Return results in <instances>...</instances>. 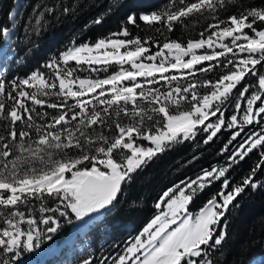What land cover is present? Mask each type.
<instances>
[{"label":"snow or ice","instance_id":"6c2138e0","mask_svg":"<svg viewBox=\"0 0 264 264\" xmlns=\"http://www.w3.org/2000/svg\"><path fill=\"white\" fill-rule=\"evenodd\" d=\"M118 3L119 0H113V4ZM179 5L176 10L129 14L125 26L112 33L111 38L68 47L57 59L42 66L52 70L58 85L40 71L23 79H11V90L7 92L5 82L0 81V97L14 102L7 106L0 101V121L8 122L4 126L6 134L0 133V251L7 254L0 264H19L23 253L40 248L42 237L51 239V234L58 232L61 218L69 224L73 218L85 222L93 214L114 206L122 186L169 145L191 140L197 132L208 133L204 140L207 144L224 126L239 129L231 135V143L245 126L259 125L261 131L240 144L237 151L222 149L229 152L228 167L205 171L179 189L178 195L165 192L156 207L166 204V210L156 215L113 261V264H215L209 253L218 250L226 239L222 221L230 207H236L234 202L246 191L264 188L258 175L264 165V152L240 183L230 186L226 175L237 158L243 160L253 150L264 149V72L257 69V66L264 69V27L258 26L264 25V8L251 7L239 15L218 19L215 14L225 6V0H179ZM45 11L52 14L53 10L45 8ZM205 13L217 20L208 26L210 35L205 38L201 33L200 39L189 40L186 46L173 40L162 47L157 44L159 50L153 53L146 46L149 41L139 36L119 38L131 35L128 25L139 27L141 22L148 26L162 25L172 32L175 24ZM101 22L99 18L94 20L96 24ZM9 36L10 28L0 25V41ZM202 49L205 53L198 54ZM72 64L87 65L93 72H106L113 64L119 68L105 78L91 79L76 76L78 69ZM199 65L203 67L198 68ZM220 67L228 71L215 82H202L204 87L212 88L210 95L199 96L195 91L199 85L195 82L186 86L179 83L196 72L208 73ZM249 74L257 78L256 91L248 83L238 88ZM161 83L167 85V90L154 87ZM234 90L237 94L233 97ZM188 94L191 110L170 112L169 105L179 107ZM53 95L61 97L60 102L41 99ZM26 101L57 111L46 123L37 124V117L46 120L49 114L35 111L34 116V109ZM226 102L234 104L235 111L241 113L240 119L233 114L226 121L221 108ZM121 114L134 122L122 124L112 119L113 115ZM152 114L162 120L155 121L152 126L155 131L151 128L146 131L145 118L152 121ZM210 117H217L216 122H207ZM21 124L25 127L21 128ZM111 124L115 125L112 136L94 128ZM33 129L35 139L29 131ZM88 129L93 131L90 133ZM29 140L32 143H27ZM137 140L149 141L152 146L144 148ZM68 149L75 150V154L69 155ZM213 180H221L224 191L209 199L198 213L191 214L190 203ZM48 199L58 201V206H46ZM34 201L40 202L39 219L33 215ZM41 224L45 228L41 229ZM84 264L91 262L85 260Z\"/></svg>","mask_w":264,"mask_h":264},{"label":"trees","instance_id":"16d2710c","mask_svg":"<svg viewBox=\"0 0 264 264\" xmlns=\"http://www.w3.org/2000/svg\"><path fill=\"white\" fill-rule=\"evenodd\" d=\"M12 2L13 0H0V21L6 27H8L6 14ZM132 2L142 4V6L129 7ZM179 6V0H119L118 4H113V0H25V4L16 18L13 37L15 56L19 58L20 62L13 65L6 74L1 76L0 81L5 82L7 92L11 90V87H7L11 79L25 78L27 72L24 71L23 62L26 61L24 59L26 56L21 55L22 51L32 55L38 49L52 45V48L55 47L54 54L56 55L69 39H73L75 44L80 45L93 44L99 39L111 38L112 33L118 32L121 27L125 26L127 16L133 12L136 14L137 11L148 13L169 9L176 10ZM251 7L264 8V0H225V6L218 9L215 15L218 19H227L228 15H239ZM45 8H51L52 14L46 12ZM65 8H68L69 11L65 12ZM97 18L102 21L100 24L94 23ZM216 22L217 20L208 13L193 15L185 19L183 23L175 24L172 32H168L162 25L148 26L141 22L139 27L128 25L131 35L119 38L132 39L139 36L142 40L149 41L146 46L150 47L154 53L158 50L157 44L162 47L163 43L174 40L186 45L189 40L200 39L201 33L206 38L210 35L208 26ZM258 26L264 27V25ZM157 28H160V31H157ZM222 74L224 73H217V75H213L214 77L209 74L204 81L215 82ZM253 85L255 84L253 83ZM203 94L201 93V95ZM0 101L5 102L7 106L13 104L9 103L6 96L0 97ZM48 102L57 103L53 100H48ZM36 109L39 112L49 114L46 120L37 117V124L46 123L51 119V114L57 111L41 106H37ZM112 119L119 120L122 124L134 122L123 114L120 117L113 115ZM154 120L153 118L152 123ZM7 123V121H0V133L6 134L4 126ZM20 127L24 128L25 125L21 124ZM94 128L96 131H103L109 136L115 134L114 124H111L110 127L94 126ZM144 128L146 131L149 128L155 131L147 119H145ZM29 131L32 138L35 139L34 129ZM88 131L91 133L93 130L88 129ZM31 142L32 140L27 141V143ZM15 143H19V141ZM222 147L221 140L218 142L212 140L202 145L200 140L193 139L178 144L173 143L164 152L153 157L151 161L133 174L131 181L122 186L118 202H115L114 206H111L104 213V224L111 227V236L104 241L100 249L96 246L92 248L94 256L91 255V251L85 250L79 254H73L69 262L73 260L78 264H81L80 262L84 264V261L88 260L91 264H96L99 260L95 258V255L101 249H112V251L117 249L114 257L121 253L127 244H123V242L127 238L136 236L144 228L155 213V203L165 191L180 183L197 179L202 172L215 168L218 164H220L218 167H228ZM67 151L69 155L75 154L73 149ZM261 152H264V149L257 148L243 160L237 159L235 163L231 164L226 173L230 186L242 181L260 160ZM37 166L39 165L37 164ZM261 167L262 170L258 173L259 182L264 183V165ZM221 180H218L213 186V189L216 188L217 190L216 193L209 197L205 195L196 196L189 205V212L202 208L218 192L224 191ZM58 203V201L48 199L45 205L56 207ZM234 203L237 206L230 207L226 219L222 221L226 231V239L218 247V250L209 253V258L214 260L215 264H250L252 261L261 258L260 264H264V188L246 191ZM33 204L35 208L33 215L38 219L40 202L34 201ZM45 215L54 214L46 213ZM61 221L65 226L61 227L57 233L62 232L61 235H65L70 224L62 219ZM127 227L128 229H126ZM55 234H51L52 240H54ZM29 254L28 252L25 253L26 256ZM1 255L2 252H0V259L3 258ZM100 255L101 258L104 257L101 261H104L105 264H111L113 261V259H107L109 254L105 252H101ZM101 261L98 264H101Z\"/></svg>","mask_w":264,"mask_h":264},{"label":"rangeland","instance_id":"374dc122","mask_svg":"<svg viewBox=\"0 0 264 264\" xmlns=\"http://www.w3.org/2000/svg\"><path fill=\"white\" fill-rule=\"evenodd\" d=\"M24 4H25V0H13L12 5L10 6V8L6 14V23H7L8 27L10 26V38H9V41L7 44H6V39L0 41V77L3 76L4 74H6L7 71L13 65H16V63L20 62L19 58H17V56H15V52H14L15 48L13 46V37H14L16 18L18 17V14L20 13V10ZM140 6H142V4H137L136 2H132L129 5V7H132V8H137ZM141 13H143V12H141V11L136 12L137 15L141 14ZM148 13H150V12H148ZM133 14H135V13L133 12ZM3 24L4 23L2 21H0V25H3ZM246 31H250V30L246 29ZM225 42L230 43V41H225ZM74 45H77V44L74 43L73 39L72 40L69 39L68 42L63 44V46L60 48L59 52H57L56 55L54 54V52H55L54 48L55 47L52 48L53 47L52 45H48L47 47L44 46L42 49H38L32 55L28 54L25 51H22V49H19L20 51H22L21 55L26 56L25 58L21 56V58L26 59V61L23 62L24 63V71L27 72L25 74V78L27 75H30L32 72L40 71L44 74L46 79H48L50 82H56L58 85V82L55 81V77L52 73V70L47 69V68H43L42 66L45 65L46 63L54 60V59H57L63 51H65L68 47H71ZM217 50H219V49H217ZM40 52H42V53H40ZM204 53H205V50H203V49L198 50V54H204ZM185 59H187V57ZM145 62H147V61H145ZM207 63L208 62H205V64H207ZM213 63H215V62H213ZM61 66L63 67V65H61ZM70 66L77 67L78 70L75 73L76 76H78L80 78H91V79L105 78L106 76L117 71L119 68V66L113 64V65L108 66V70L106 72L102 71V70L93 72L89 69V66H87V65L75 66L74 64H72ZM93 67H99V66H93ZM125 67H129V66L125 65ZM197 67L198 68L203 67V65H199ZM229 67L231 68L232 66H229ZM257 69H258V72H264V69H261L260 66H257ZM227 71H228V69L220 67V68H215L212 71H209L208 73L196 72V74L194 76L189 75V76H187L186 79H181L179 81V83L181 85H184V86H186L187 83H189V82L197 83L199 86L197 87V89L195 91L199 94V96L203 97L204 95H210V93L212 91L211 87H204L203 83H202L208 77V75L210 74V75H212V77H214L215 75H217V73H226ZM171 74H173V73H168V75H171ZM177 75H179V74L177 73ZM15 79H17V78H15ZM253 81H255V82H253ZM126 83H128V82H126ZM244 83H248L251 85H253V83H254L255 85H253L252 90L253 91L258 90V88L256 87L257 78L253 77L251 74L246 76L245 81H243L241 83V85L238 86V88L242 87ZM7 87L10 88L11 87L10 84H8ZM154 87L161 88L162 91L167 90V85H165L163 83L155 85ZM57 90H58V88L56 90H51V91H57ZM27 91L32 92V91H35V89H27ZM206 91H208V92L205 93ZM201 93H204V94L201 95ZM236 94H237V90H234L233 91V97ZM262 96H264V93H262ZM41 99H44L46 101L53 100V101H56L58 103V102H60V100L62 98L53 95V96H48V97H41ZM8 101H9V103H14L11 100H8ZM71 102L72 101H69V103H71ZM26 104L29 107L34 109L33 114L35 115V111H37V109H36L37 106L31 105L30 101H26ZM191 104H192L191 95L188 94V99L181 101L179 107H177L175 104H170L169 110L172 113H176L178 111H189V110H191ZM129 108H131L130 105H129ZM221 108H222V111L224 113V117H225L226 121H229L230 116L233 114H236L238 116V119L241 118V113H238L235 111V106L233 103L226 102V104L222 105ZM40 112L44 113L42 111H40ZM217 115H219V113ZM156 117H158V118H156ZM153 118L155 119L154 122L152 123V121H150V124H152V126L155 124L156 120H162V117L157 116L156 114L153 115ZM216 120H217V117H210V120L207 122L215 123ZM237 130H239V129L238 128L237 129H229V128H227V126H224V127H222L221 132L218 133L217 136L213 138V140H216L217 142L221 140V143L223 144L222 149L227 147L230 152H235L239 149L240 144L246 143L247 140L249 139V137H252V136H254V134L259 133L261 131V128L259 125H255V124L245 126L244 131L241 132V135L239 137H237V139L235 141H232L231 143H229L231 135ZM207 135H208V133H206V132H197L196 137L193 139H198L201 141L202 145H205L204 140L206 139ZM193 139H191V140H193ZM136 142L144 148L152 146L150 144V142L146 141V140H137ZM224 153H225L226 163L229 164V161H228L229 152H224ZM237 159H239V158H237ZM223 164H225V163H223ZM219 165L220 164H218L215 167V169L223 168V167H218ZM212 169H214V168H212ZM212 169H209L207 171H210ZM203 173L204 172H202L198 177L202 176ZM67 175H69V174H66V176ZM217 181L218 180H213L209 185H207L205 187L204 190H202L201 192H198L197 196L199 197V196L205 195L206 197H209L212 194L216 193L217 190H216V188L213 189V186H215V183ZM188 183L189 182L180 183V184L174 186L173 188H171L165 192H168L169 195H173V194L178 195L179 189L185 188V186ZM163 194L160 196L159 200L155 203V206H154L155 213L153 214L152 217H150L149 221L145 224L144 227H146L147 224L150 223L151 220L156 215L160 214L162 210H166V204L162 205L161 208L156 207L157 203L162 198H164ZM200 209L201 208L194 210L190 213L196 214L199 212ZM61 219L63 220V218H61ZM87 221H89V222H87ZM63 226H65V225L62 222V227ZM40 228L43 229V228H45V226L41 224ZM126 229H128V227ZM61 233L62 232L56 233L54 235V240L47 239L46 237H42L40 248L34 249V251L31 252L29 254V256L25 255V253H27V252L23 253L21 258H20L19 264H78L77 262H75L73 260H72V262L71 261L69 262V260L73 256V254H75V253L79 254L80 252L85 251V250H87V252H90V251L92 252V248L94 246H96L98 249H100L101 245L104 243V241L111 236V227L106 226L104 224V213L98 217L94 214L91 218H86L85 222L74 221L73 223L68 225L67 233L65 235H61ZM139 233L136 234V236L139 235ZM136 236H132L130 239L127 238L123 242V244L127 243L126 247L124 248V250L121 253H119L115 257H114V255H115L114 253L117 249L114 251H112V249L111 250H105V249L98 250L97 254L95 255V258L98 259L99 261L96 264H98L101 260L104 259V257L101 258V255H100L101 252H105L106 254H109V256L107 257L108 260L113 259V261H115L119 255H121L125 252L127 246H129L132 242H134ZM0 252H2V251H0ZM91 255L94 256V252H92ZM78 256H80V255H78ZM1 257H3V258H1L0 260L7 257V254L2 252ZM113 261L111 262V264H113ZM260 262H261V259H256V260L252 261L250 264H260ZM80 263L82 264V262H80Z\"/></svg>","mask_w":264,"mask_h":264},{"label":"water","instance_id":"95a60500","mask_svg":"<svg viewBox=\"0 0 264 264\" xmlns=\"http://www.w3.org/2000/svg\"><path fill=\"white\" fill-rule=\"evenodd\" d=\"M111 208V206L108 209L102 210L100 213H95V215L98 217L101 214L105 213L106 211H108Z\"/></svg>","mask_w":264,"mask_h":264},{"label":"bare ground","instance_id":"6f19581e","mask_svg":"<svg viewBox=\"0 0 264 264\" xmlns=\"http://www.w3.org/2000/svg\"><path fill=\"white\" fill-rule=\"evenodd\" d=\"M9 38H10V36H9L8 38H6V44L8 43V41H9ZM87 222H89V221H87Z\"/></svg>","mask_w":264,"mask_h":264}]
</instances>
